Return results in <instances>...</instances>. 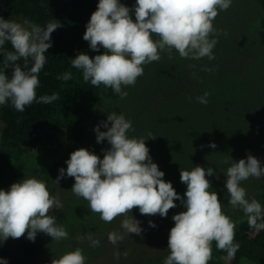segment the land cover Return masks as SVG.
Masks as SVG:
<instances>
[{
  "label": "clouds",
  "instance_id": "obj_1",
  "mask_svg": "<svg viewBox=\"0 0 264 264\" xmlns=\"http://www.w3.org/2000/svg\"><path fill=\"white\" fill-rule=\"evenodd\" d=\"M231 3L232 0H135L133 20L129 7L120 0H98L83 39L90 49L103 51L92 57L78 53L71 64L82 71L85 82L111 88L123 99L127 92L122 87L134 86L144 73L143 66L159 61L161 52L171 57L175 49L181 58L214 60L213 49L220 32L213 21ZM60 26L57 20L40 26L27 19L21 24L0 17V53L3 54L0 105L10 102L16 111L24 112L33 102L51 104L59 99L55 93L37 98V88L39 73L46 63L45 53L52 47L51 34ZM223 34L227 36L226 32ZM6 43L11 45V50L4 47ZM20 60L23 67L17 63ZM9 68L10 76L5 74ZM71 75L66 72L57 79L68 81ZM208 96L205 92L196 99L207 104ZM100 125L106 131H101ZM131 129V121L123 114L108 113L107 120L94 127L96 142L106 140L110 145L102 149L103 158L86 148H78L70 153L65 162L67 168H60L54 181L58 184L65 175L74 178L72 192L86 200L90 211L99 214L106 223L124 217L121 227L127 234L142 233L140 221L129 216L134 208L141 215L166 217L179 200L185 210L172 216L174 225L169 230V254L164 264H209L213 242L216 249L234 257L240 247L234 242L236 225L223 213L216 192L209 191L211 184L206 175H216L213 168L195 166L190 171L180 170V180L186 185L181 197L171 182L162 179L164 173L152 161L145 139L129 137ZM149 137L155 138L151 134ZM209 147L215 149L216 145L210 142ZM222 163L229 164L225 174L228 204L243 211L250 228L264 230V208L257 199L246 198V189L241 186L250 177L261 179L264 166L251 154L238 161L229 157ZM62 207L59 198L50 195L46 184L36 178L21 179L8 190L0 189V243L25 234L34 241L37 232L56 241L66 239L65 228L57 224L54 215H49L53 209ZM148 223L156 227L151 220ZM85 238L92 247L99 245V240L90 234L78 237ZM123 238L117 232L108 234L109 242L114 245ZM116 257L119 258V253ZM85 260L82 249L76 248L53 258L50 264H85ZM0 264H7L6 259L0 258Z\"/></svg>",
  "mask_w": 264,
  "mask_h": 264
},
{
  "label": "rangeland",
  "instance_id": "obj_2",
  "mask_svg": "<svg viewBox=\"0 0 264 264\" xmlns=\"http://www.w3.org/2000/svg\"><path fill=\"white\" fill-rule=\"evenodd\" d=\"M11 1L0 0V9L8 10ZM120 2L129 7L134 20L135 0ZM25 19L30 21L21 13H11L12 21L23 24ZM213 25L220 32L213 49L214 60L181 58L173 49L171 57L161 52L159 61L144 65V73L134 86L122 87L127 92L125 98L116 93L112 95L113 90L104 86L85 121L84 140L73 151L83 147L103 158L102 149L110 145L106 140L96 142L94 127L107 120L108 113L123 114L132 123L129 137L145 139L152 161L164 173L162 179L171 182L178 194L186 191V185L180 180V170L190 171L195 166L213 168L216 175H206L211 184L209 191L216 192L223 213L236 224L247 217L242 210L228 204L225 174L229 164L222 161L229 157L238 161L251 154L264 166V84L260 87L257 81L261 76L264 82V48L261 47L264 45V0H232L226 11L219 12ZM256 52L261 64L253 66L257 62L254 60ZM244 61L248 69L252 63L250 67L257 74L241 75L237 79L233 76L236 70L227 72L228 64L237 69ZM205 68L212 70L205 71ZM215 71L224 75L213 77ZM248 78L253 79L244 83ZM231 84L237 85L228 89ZM205 92L209 93L208 102L201 104L196 98ZM108 123L110 126L111 122ZM100 130L106 131L103 125ZM149 134L155 138H148ZM210 142L215 143V149L209 147ZM65 155V149H60L48 155L54 158L51 161L46 155L23 154L25 169L21 179L43 181L50 195L59 198L63 207L53 209L49 215L56 217L57 224L65 228L68 237L56 241L42 232H37L34 241L26 234L18 239L9 237L0 243V258L6 259L7 264H50L53 258L80 248L86 257L85 264H164L169 254V230L174 225L168 218L185 210L181 202L177 200V206L169 209L166 217L141 215L138 208H134L129 216L140 221L142 233L127 234L121 227L124 217L106 223L99 214L90 211L86 200L72 192L74 178L65 175L58 184L54 181L58 170L67 168L65 162L70 156L65 159ZM241 186L246 189V198L259 201L264 190V176L261 179L250 177L242 181ZM0 189L8 190L2 186L1 179ZM149 220L155 223V228L149 226ZM110 232L120 233L124 238L114 245L108 240ZM89 234L99 240L98 246L92 247L86 238L78 239ZM28 243L38 246L36 254L25 251ZM209 264H224L223 257L212 250ZM237 264L254 263L240 260Z\"/></svg>",
  "mask_w": 264,
  "mask_h": 264
},
{
  "label": "trees",
  "instance_id": "obj_3",
  "mask_svg": "<svg viewBox=\"0 0 264 264\" xmlns=\"http://www.w3.org/2000/svg\"><path fill=\"white\" fill-rule=\"evenodd\" d=\"M97 4L98 0H12L8 10L0 9V17L8 20H11V13H21L32 23L40 26L55 20L61 24L51 34L52 47L45 53L46 63L39 73L40 84L37 88V98L55 93L59 99L51 104L33 102L32 105L26 106L24 112L16 111L10 102L0 105V179L6 189L19 181L23 175L25 169L23 154L48 156L65 149L67 159L74 147L84 140L85 121L92 112L93 104L99 100L104 86L96 87L91 85L90 81L85 82L82 71L74 68L71 60L78 53L92 57L103 51L102 48L99 51L90 49L88 42L83 39L86 24L91 13L96 10ZM4 47L11 50L8 43ZM261 47L264 48V45ZM257 52L254 56L257 62L253 66L258 62V65L261 64ZM2 61L3 54L0 53V62ZM17 63L23 67V60ZM31 63L30 60L29 68ZM247 65L248 63L244 61L243 65H237V69H234V65L228 64L226 69L228 73L236 70L233 76L239 79L241 75L255 72L250 67L252 63L249 69ZM66 72L72 74L70 80L57 79ZM5 74L10 76L11 68L6 69ZM223 75L224 73L220 71L213 72V77ZM261 78V76L257 78L260 87L264 84ZM251 79L253 78L246 79L244 83ZM236 85L231 84L228 89H233ZM111 93L115 95L113 91ZM48 159L54 161L53 157L48 156ZM183 195L184 193L180 196ZM259 202L264 208V190ZM168 220L174 222L172 218ZM235 225L234 242L240 245L235 256L230 258L226 252L216 249L215 242L212 250L223 257L224 264H237L240 260L264 264V230L250 228L246 218L238 220ZM24 248L31 255L38 252V246L33 243H28Z\"/></svg>",
  "mask_w": 264,
  "mask_h": 264
}]
</instances>
